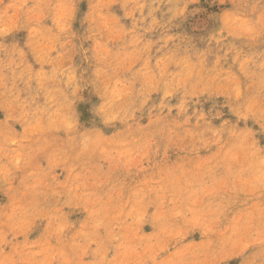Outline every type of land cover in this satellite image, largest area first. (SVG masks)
<instances>
[{
	"label": "rangeland",
	"instance_id": "rangeland-1",
	"mask_svg": "<svg viewBox=\"0 0 264 264\" xmlns=\"http://www.w3.org/2000/svg\"><path fill=\"white\" fill-rule=\"evenodd\" d=\"M0 264H264V0H0Z\"/></svg>",
	"mask_w": 264,
	"mask_h": 264
}]
</instances>
